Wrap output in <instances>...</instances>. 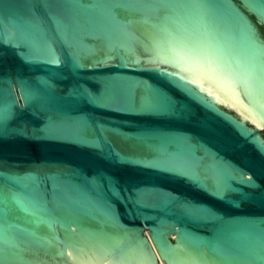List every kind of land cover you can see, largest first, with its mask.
Returning a JSON list of instances; mask_svg holds the SVG:
<instances>
[{
    "label": "water",
    "instance_id": "water-1",
    "mask_svg": "<svg viewBox=\"0 0 264 264\" xmlns=\"http://www.w3.org/2000/svg\"><path fill=\"white\" fill-rule=\"evenodd\" d=\"M260 145L264 0H0L2 264H264Z\"/></svg>",
    "mask_w": 264,
    "mask_h": 264
},
{
    "label": "snow or ice",
    "instance_id": "snow-or-ice-1",
    "mask_svg": "<svg viewBox=\"0 0 264 264\" xmlns=\"http://www.w3.org/2000/svg\"><path fill=\"white\" fill-rule=\"evenodd\" d=\"M211 75H212V76H215L216 83L218 84V86H223V87H225V88H230V87H231L230 82L227 81L226 79H224L223 77L219 76L218 74H216V73H214V72H213ZM181 79L183 80L184 77H181ZM191 82H192V83H195L196 81H195V80H192ZM181 86H182V87H185L184 85H181ZM186 90L189 91L190 93L194 94V95L196 94V93L193 92L192 89H187V88H186ZM200 91H201V92H204L205 89H204V88H201ZM209 95H211V92H210V91H209ZM200 98L203 100V97H200ZM209 103H212V102H209ZM260 150H261L262 152H264V145H260ZM0 264H2V261H0Z\"/></svg>",
    "mask_w": 264,
    "mask_h": 264
}]
</instances>
